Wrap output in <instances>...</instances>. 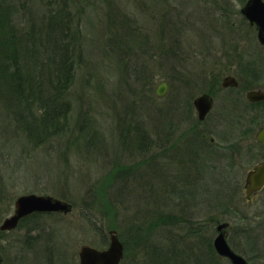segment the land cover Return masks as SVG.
<instances>
[{"label":"rangeland","instance_id":"obj_1","mask_svg":"<svg viewBox=\"0 0 264 264\" xmlns=\"http://www.w3.org/2000/svg\"><path fill=\"white\" fill-rule=\"evenodd\" d=\"M24 1L0 29L31 31L36 43L50 36L60 41L47 30L57 3L48 0L46 9L43 0ZM73 2L65 5L73 39L64 51L72 73L56 103L65 112L61 130L50 138L30 132L24 120L39 113L28 115L0 95V226L22 195L50 196L72 209L34 212L16 228L0 230L2 264H80V249H106L112 230L123 245L120 264H230L213 248L224 223L229 247L247 264H264V194L248 201L242 190L252 164L212 162L224 152L192 140L184 129L190 119L180 121L184 111L191 113L171 96L179 80H205L197 53L231 46L225 25L238 19L229 15L239 17L245 1ZM255 36L249 31L233 43L256 51ZM37 47L24 55L26 63L52 57ZM129 48L141 54L137 60ZM256 55L264 63L263 52L232 61L254 63ZM164 80L171 92L155 97ZM244 117L249 127L252 119ZM213 137L217 147L227 144L224 131Z\"/></svg>","mask_w":264,"mask_h":264},{"label":"flooded vegetation","instance_id":"obj_2","mask_svg":"<svg viewBox=\"0 0 264 264\" xmlns=\"http://www.w3.org/2000/svg\"><path fill=\"white\" fill-rule=\"evenodd\" d=\"M239 10V17L232 21L230 25H225L226 33L229 34L231 46L223 51H207L197 53V61H199V72L202 71L205 75V80L200 79L194 81L179 80L181 83L179 90L173 91L171 96H176L178 107L183 109L186 107L191 113L187 116V111L181 114L180 121L182 123L189 120L190 126L185 127V132L192 134V140L196 141L199 147L209 146L207 151L214 149L219 152H224V159L218 156L212 159V162L225 161L226 165L240 167L251 165L252 167L246 172L242 190L244 191L245 199L253 201L260 194H264V184L259 191L251 192L247 195L249 186L245 181L248 172L253 170L258 165H264V63L262 58L255 60H245L238 64L232 59L239 55L240 57L248 54L255 55L256 53H264V44L259 41V27L257 24L249 20L245 14H242L243 9L250 0H244ZM264 3V0H261ZM250 11L254 13V17L259 14V7H251ZM218 19V18H217ZM253 32L256 36L258 44L255 47L257 50L252 51L247 46L239 48L235 43L246 37L247 32ZM246 39V38H245ZM244 39V40H245ZM253 52V53H252ZM166 91L161 98L167 97L171 92L169 81H165ZM203 85V88L201 86ZM254 93V100L249 98V94ZM201 96H205L209 107L205 115L199 119V110L195 107V101ZM251 117V125L247 127L245 124V115ZM248 118V117H247ZM245 125V126H244ZM168 125L165 124V129ZM220 130L227 135L225 141L227 144L218 146L215 144V138ZM214 146V147H213ZM195 158H202L197 150H192ZM188 156V155H187ZM196 159V160H197ZM206 159H203V162ZM220 160V161H219ZM186 161V160H185ZM189 162V161H187Z\"/></svg>","mask_w":264,"mask_h":264},{"label":"trees","instance_id":"obj_3","mask_svg":"<svg viewBox=\"0 0 264 264\" xmlns=\"http://www.w3.org/2000/svg\"><path fill=\"white\" fill-rule=\"evenodd\" d=\"M43 1L45 4L43 6L46 9H51V6L47 5L48 0ZM67 1L54 0V4L58 5L57 10H54V14L51 13L47 20V24L49 23L47 30L53 34L57 33L60 41L54 42V38L50 36L45 38L43 43H36V37H33L31 31L22 34L12 26L5 28L6 31L0 29V95H3L11 103L21 105L28 115L32 111L38 112V118L35 119L31 114L27 116L28 119L24 120V123L30 132H34L36 135L40 133L44 138L57 135L59 129L61 130L58 125L65 120V112L58 108L56 103L61 97L63 99L69 87L72 73L71 65L66 62L70 53L64 51L65 47L69 45L68 43L71 42H67V39H73V32L67 31L70 22L69 13L65 11V5L69 3ZM75 1L79 0H74L73 4L77 3ZM15 3H18L17 6ZM23 7H25L24 0L16 2L0 0V21L3 20V24L6 23L10 20L12 11ZM37 46L43 48L44 52H46L44 49L46 48L53 54L52 57L46 56L47 60L40 62L38 66H36L37 61L32 64L26 63L24 55L27 54V51L31 54L36 52ZM140 55H138V51H133V60H137ZM128 59L131 58L127 57ZM166 221L168 222V220ZM152 254V258L155 260H160L159 256H162L155 250Z\"/></svg>","mask_w":264,"mask_h":264},{"label":"water","instance_id":"obj_4","mask_svg":"<svg viewBox=\"0 0 264 264\" xmlns=\"http://www.w3.org/2000/svg\"><path fill=\"white\" fill-rule=\"evenodd\" d=\"M259 7V14L254 17V13L250 11L251 7ZM246 17L255 22L259 27V41L264 44V3L261 0H250L242 11ZM166 91V83L159 82L154 90L157 97H162ZM249 98L254 100L256 95L250 93ZM195 107L199 110V119H201L208 107L209 103L205 96H201L195 101ZM246 185L249 186L247 195L261 189L264 184V165H258L253 168L247 175ZM70 204L55 199L50 196H38L34 194L22 195L18 197L14 203L13 215L6 218L0 226L1 231L12 230L17 227L18 223L26 216L34 212H58L67 214L71 211ZM227 224H221L217 227L219 234L213 240V248L220 256L228 260L230 264H247L245 259L236 254L227 244L225 229ZM109 245L106 249L97 250L91 247H82L79 251L80 264H119L123 257V247L119 241L115 230L108 232ZM0 264L2 258L0 256Z\"/></svg>","mask_w":264,"mask_h":264},{"label":"bare ground","instance_id":"obj_5","mask_svg":"<svg viewBox=\"0 0 264 264\" xmlns=\"http://www.w3.org/2000/svg\"><path fill=\"white\" fill-rule=\"evenodd\" d=\"M32 214H33V213H32ZM30 215H31V214H30ZM23 220H24V218L22 219V221H23ZM22 221H21V222H22ZM108 245H109V241H108Z\"/></svg>","mask_w":264,"mask_h":264}]
</instances>
